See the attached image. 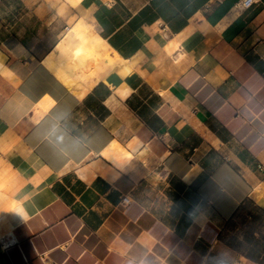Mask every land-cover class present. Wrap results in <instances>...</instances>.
<instances>
[{"label":"crops","instance_id":"1","mask_svg":"<svg viewBox=\"0 0 264 264\" xmlns=\"http://www.w3.org/2000/svg\"><path fill=\"white\" fill-rule=\"evenodd\" d=\"M18 1L0 264H264V0ZM80 22L104 52L68 89L44 61Z\"/></svg>","mask_w":264,"mask_h":264},{"label":"bare ground","instance_id":"2","mask_svg":"<svg viewBox=\"0 0 264 264\" xmlns=\"http://www.w3.org/2000/svg\"><path fill=\"white\" fill-rule=\"evenodd\" d=\"M89 29H88V27H85L81 23L76 25L74 27V29L71 30L70 35L66 36L57 45L56 52L54 54L51 53L52 55L49 56L44 61V64H46V66H47L46 69L48 70V68H49L50 71H52L55 74L58 81H60L64 85V87L66 86L68 89L72 88L76 84L77 81H81V79L83 78V77L81 78L80 76H78V74H76L77 72H75V70H78V69L74 70V68L77 67V65H78L77 64L78 63V54H82L80 52L86 51L87 49H88V51L96 54L101 49V41L91 31V29L90 30ZM101 52L103 53L104 51H101ZM86 54H87V51H86L85 55ZM97 57H101V55L100 56L97 55ZM93 59H94V57H93ZM95 60H94V62H96ZM86 61L84 60V62H86ZM90 62H91V60H90ZM94 62L92 61V63H94ZM82 64H84V63H82ZM79 66H81V65H79ZM89 67L91 68V66H89ZM87 71H88V69H87ZM46 102L53 104V102H50L49 100ZM48 105H50V104H48ZM42 108H44V107L42 106Z\"/></svg>","mask_w":264,"mask_h":264},{"label":"rangeland","instance_id":"3","mask_svg":"<svg viewBox=\"0 0 264 264\" xmlns=\"http://www.w3.org/2000/svg\"><path fill=\"white\" fill-rule=\"evenodd\" d=\"M6 1L7 2L3 3L2 6L0 7V19H3L6 23H9L10 26L13 27V30L17 32V31H19L20 26H21V22L17 21L19 19L20 13H21V3L18 0H6ZM25 22H26V20H25ZM80 23H78V24H80ZM83 23H81V24H83L85 27H88V29L89 28L91 29V27L88 23H86V22H83ZM75 26H73L69 31H66V33H67L66 36L70 35L71 30H73ZM91 31H92V29H91ZM86 51H87V54L85 55ZM86 51L80 52L82 54H78V63H77L78 65H77V67L74 68V70L78 69V70H75V72H77L76 74H78V76H80L81 78L82 77L84 78V76L87 73V69L90 68L89 66H91L92 61H94V59L96 58V54L88 51V49ZM93 57H94V59H93ZM84 60L85 61L87 60V61L84 62ZM90 60H91V62H90ZM82 63H84V64H82ZM79 65H81V66H79ZM83 78L81 79V81L83 80Z\"/></svg>","mask_w":264,"mask_h":264},{"label":"built area","instance_id":"4","mask_svg":"<svg viewBox=\"0 0 264 264\" xmlns=\"http://www.w3.org/2000/svg\"><path fill=\"white\" fill-rule=\"evenodd\" d=\"M254 3H256L255 0H242L239 3L238 8L241 9V10H244V9H247L250 6H252ZM258 169L259 170H264V163L258 165ZM121 202L126 205V204L129 203V200L126 197H124Z\"/></svg>","mask_w":264,"mask_h":264}]
</instances>
